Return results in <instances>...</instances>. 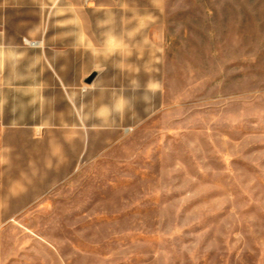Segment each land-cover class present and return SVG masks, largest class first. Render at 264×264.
Returning <instances> with one entry per match:
<instances>
[{
  "label": "rangeland",
  "instance_id": "obj_1",
  "mask_svg": "<svg viewBox=\"0 0 264 264\" xmlns=\"http://www.w3.org/2000/svg\"><path fill=\"white\" fill-rule=\"evenodd\" d=\"M89 2L77 20L92 24L93 59L104 63L118 50L100 28L120 17ZM118 2L139 14L141 90L115 129L99 127L95 105L93 128H69L67 99L56 97L68 2L9 13L6 25L18 14L46 33L24 48L0 43V125L8 90L21 89L9 75L42 77L54 93L45 113L58 110L56 186L0 227V264H264V0ZM98 66L86 82L112 78L113 65Z\"/></svg>",
  "mask_w": 264,
  "mask_h": 264
},
{
  "label": "crops",
  "instance_id": "obj_2",
  "mask_svg": "<svg viewBox=\"0 0 264 264\" xmlns=\"http://www.w3.org/2000/svg\"><path fill=\"white\" fill-rule=\"evenodd\" d=\"M61 1L68 2L65 9L72 13L70 16L74 22L63 28L57 27L58 32L64 29V33L67 32L69 36L56 44V97L67 99L68 126L72 129L93 128V109L90 108L95 105L99 120L104 122L99 127L119 128L123 125L125 98L134 96L141 90L140 52L135 51L142 46L141 26L134 23V20L130 21V18L139 17V14L136 15L138 12L115 9V5H121L118 2L120 0L96 2L106 8L104 11L108 17H120L116 24H108L106 29L100 28L107 33L108 41L105 42L108 47L118 50L117 56L104 58V63L99 58L96 61L93 59L92 24L87 19L83 24L77 20V14L82 16V12L93 7L90 2L85 3L86 0H0V43L5 48H24L28 44L24 38L39 39L46 33L44 24L33 22L30 25V20L24 18L23 14V18L15 14L14 23L6 25L11 11L44 9L47 5H52V2H59L56 5V10L59 11L62 8ZM111 38L116 40L113 42ZM31 45L41 47L43 41H33ZM130 49L133 51H124ZM106 63L114 66L108 71L112 78L102 79L100 75L91 83L86 82V78L99 67L98 64ZM51 65L55 70V63L51 62ZM147 73L154 74L155 71ZM9 76L21 89L8 90L12 99L3 114L5 124L0 125V227L12 224L14 216L21 214L22 210L43 207L46 193L56 186L58 110L46 115L43 98L54 93L38 87L43 78L38 75L28 76V71L11 73ZM48 76L49 79H54L55 74ZM148 77L150 78V74ZM149 85L150 81L147 87ZM153 85L158 86L156 80ZM47 120H51V123L46 124Z\"/></svg>",
  "mask_w": 264,
  "mask_h": 264
},
{
  "label": "water",
  "instance_id": "obj_3",
  "mask_svg": "<svg viewBox=\"0 0 264 264\" xmlns=\"http://www.w3.org/2000/svg\"><path fill=\"white\" fill-rule=\"evenodd\" d=\"M95 76H96V74H93L92 76H90V78H88L87 82L91 83L94 80Z\"/></svg>",
  "mask_w": 264,
  "mask_h": 264
}]
</instances>
